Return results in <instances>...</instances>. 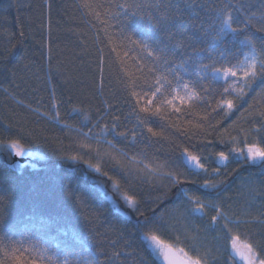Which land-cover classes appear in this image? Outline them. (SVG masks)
Returning <instances> with one entry per match:
<instances>
[{"label": "trees", "instance_id": "1", "mask_svg": "<svg viewBox=\"0 0 264 264\" xmlns=\"http://www.w3.org/2000/svg\"><path fill=\"white\" fill-rule=\"evenodd\" d=\"M93 2L107 5L121 0ZM252 3L250 11H257L255 5L259 0ZM80 4L81 0H0V260L11 264L4 249L10 242L19 246L15 242L22 241L25 248L48 249L43 264H52L47 257H53L54 264H63L65 259L72 264H87L95 258L100 264H160L141 239L138 225L142 217L128 207L101 173L108 172L109 177L120 180L124 191L137 194L142 201L141 211L147 216H151L152 209H171L180 204L178 188H171L159 204L153 203L162 194L154 182L122 174L113 162L98 161L94 154L86 155L80 147L81 143L92 142L84 141L75 129L88 132L91 128L93 133H99L105 124L111 128L114 117H119L117 132H137L134 144L131 136L127 140L107 136L130 155L143 157L146 162H169L183 169L181 152L188 148L207 157L211 167L220 166L227 173L222 177L225 185L220 198L229 215L246 212L250 219L264 212V198L257 192L253 199L249 191L253 186L259 188L260 181H264V162L244 163L231 156L229 161L221 162L215 153L228 152L231 145L216 143L212 135H193L187 122L198 123L194 115L172 114L168 120L152 117L146 123L162 131L163 136L153 137L146 129L141 135L134 114L138 105L122 86L118 67L104 47L103 26ZM197 11L196 21H204L205 12ZM188 31L191 34L193 29ZM97 32L101 33L99 37ZM210 42L211 34L195 46L206 47ZM98 45L103 53H98ZM101 55L106 60L103 77L97 64ZM212 87L219 90L220 85ZM203 107L195 106L192 111L203 115ZM85 115L89 120L84 119ZM139 115L140 119L145 118L144 114ZM234 119L235 115L227 124ZM232 135L237 133L233 131ZM12 139H19L33 153L26 164L13 158L12 149L7 146ZM73 156L84 159H71ZM86 160L100 163L101 172ZM186 187L202 194L199 185ZM73 193L84 197L86 204H78ZM199 218L203 222L208 220L207 216ZM216 230L210 228V232ZM234 231L243 241L249 237L264 239L260 234L264 225L258 223ZM227 240L224 235L222 241ZM114 252L121 254L113 257Z\"/></svg>", "mask_w": 264, "mask_h": 264}, {"label": "snow or ice", "instance_id": "2", "mask_svg": "<svg viewBox=\"0 0 264 264\" xmlns=\"http://www.w3.org/2000/svg\"><path fill=\"white\" fill-rule=\"evenodd\" d=\"M79 6L103 26L104 47L118 67L122 86L138 105L134 114L141 135L146 129L153 137L163 136L162 131H156L146 123L152 117L168 120L172 114H192L199 121L195 124L191 120L187 122L193 135L205 138L212 135L216 143L231 145L228 152L215 153L221 162L229 161L230 156L244 163L264 162V0L255 5L257 11H250L254 6L252 0H121L107 5L81 0ZM197 9L205 12V20L199 23L195 19L199 15ZM189 28L193 29L191 34ZM209 34L211 42L206 47L195 46ZM100 35L97 32V36ZM97 51L103 53L104 49L98 45ZM105 63V57L99 56L97 64L101 77ZM217 84L219 90L212 87ZM145 87L149 92L137 91ZM198 105L204 106L203 115L192 111ZM139 114H144L145 118L140 119ZM234 115L236 119L227 124ZM84 119L89 120V117L85 115ZM113 120L111 128L105 124L99 133H93L91 128L88 132L75 129L84 141L92 142L81 143L85 154H94L98 161L113 162L129 177L154 182L162 194L156 196L153 203L159 204L171 188H178L176 195L181 199L180 204L171 209H152L151 216H147L141 211L142 201L137 194L124 191L120 180L109 177L108 172L101 173L128 207L142 217L138 230L154 259L160 264H215L213 252L200 230H191L185 223L189 216H207L212 230L221 229L230 241L234 260L239 257L244 264H264L261 255L264 239L251 240L249 237L242 242L240 234L234 231L250 223L264 225V212L249 219L246 212L229 215L225 211L220 191L225 185L222 177L227 173L222 172L220 166L211 167L207 157L194 154L188 148L181 152L183 169L155 159L146 162L143 157L130 155L114 140L107 139L109 134L121 140L131 136V142H136V130L117 132L119 117ZM233 131L237 135H232ZM7 146L17 155L26 154L19 139L9 140ZM71 159L83 160L84 157L73 156ZM85 163L101 172L100 163L92 164L91 160ZM223 166L227 167L226 164ZM186 185H199L202 194L193 192ZM249 191L253 199L257 192L264 198V181H260L259 188L253 186ZM72 196L81 206L86 204L84 197H77L75 193ZM2 217L0 212V223ZM85 220L92 223L87 217ZM177 230L180 235L176 234ZM260 234L264 237V231ZM163 236H168L169 240ZM15 244L19 246L10 242L4 249V255L11 257V264H43L47 248H25L22 241ZM181 244H187V250L177 246ZM120 254L114 252L113 257ZM47 259L54 264L53 257ZM0 264L5 261L0 260ZM63 264L72 262L65 259ZM87 264H100V261L95 258Z\"/></svg>", "mask_w": 264, "mask_h": 264}, {"label": "rangeland", "instance_id": "3", "mask_svg": "<svg viewBox=\"0 0 264 264\" xmlns=\"http://www.w3.org/2000/svg\"><path fill=\"white\" fill-rule=\"evenodd\" d=\"M25 151L28 153L29 158L30 155L33 153L31 151H28L25 149ZM213 213H210L209 215H212ZM186 224H188L189 228L191 230L199 229L200 230V235L205 238V243L207 246L212 250L213 255L215 257V264H238V262L233 259V254L231 253V247H230V241L227 240L226 242H223V236L224 233L221 229L217 228L216 232H210V226L208 224V220L206 222H203L199 218V216H189L188 219L185 221ZM205 232V234H203ZM177 235H180V231L177 230ZM165 240H169L168 236H163L162 237ZM183 239V237H181ZM225 241V238H224ZM243 242V240H241ZM175 243L174 241H172ZM185 247L187 250V244H181L177 245ZM233 261V262H232Z\"/></svg>", "mask_w": 264, "mask_h": 264}, {"label": "water", "instance_id": "4", "mask_svg": "<svg viewBox=\"0 0 264 264\" xmlns=\"http://www.w3.org/2000/svg\"><path fill=\"white\" fill-rule=\"evenodd\" d=\"M12 156L15 160L19 161L21 164H26L29 160V155L26 153L23 156L17 155L15 151L12 149Z\"/></svg>", "mask_w": 264, "mask_h": 264}, {"label": "flooded vegetation", "instance_id": "5", "mask_svg": "<svg viewBox=\"0 0 264 264\" xmlns=\"http://www.w3.org/2000/svg\"><path fill=\"white\" fill-rule=\"evenodd\" d=\"M214 214V213H213ZM232 254H233V252H231ZM237 262H238V264H244V262L243 261H240L239 260V257H236V259H235ZM231 264V263H230Z\"/></svg>", "mask_w": 264, "mask_h": 264}]
</instances>
